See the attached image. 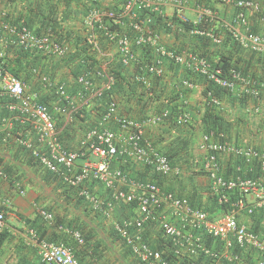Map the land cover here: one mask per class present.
<instances>
[{
    "label": "built area",
    "instance_id": "obj_1",
    "mask_svg": "<svg viewBox=\"0 0 264 264\" xmlns=\"http://www.w3.org/2000/svg\"><path fill=\"white\" fill-rule=\"evenodd\" d=\"M221 1L236 4L240 10L238 19L242 23L245 22L243 10L261 13L259 4L250 0ZM175 2L180 3V0ZM169 3L170 0H124L119 11H108L99 6L90 7L83 19V26L87 31L86 43L90 49L99 52L103 62L76 78V83L80 86L76 94H71L65 84H54L47 75H38V80L33 84L23 82L6 70V53L0 49V145L13 148L15 144L19 151H24L67 187L76 189L78 196L94 212L102 213L107 219L112 217L119 204L133 208L136 215L114 222L113 228L131 255L141 264H177L162 252L152 249L146 233L153 226L158 227L170 240V251L175 256H181L184 250L192 258L203 257L210 261L205 264H221L224 260L226 264H264V238L253 233L238 219L242 211L251 215L257 208H264V183L257 178L225 179L220 174L218 160L221 155H234L242 158L246 164H251L253 159L261 158L258 152L232 146L222 141L223 135L218 137L220 141L213 140V133L203 136L200 149L207 153L204 170L219 203L229 200L230 191H238L242 197L236 204H230V212L212 219L206 212L192 207L188 199L165 192L158 183L131 179L122 170L112 167L117 159L125 164L134 160L149 167L153 174L162 177L177 175L178 169L170 164L169 158L145 134L146 126L166 122L169 111L164 110L143 121H137L119 116L117 105L112 102L98 126L86 132L77 148H69L62 139L63 131L57 124L59 117L65 119L62 122L64 126L69 125L79 109L87 107L93 99L101 97L110 89L115 81L111 71L114 62L120 63L125 69H132V80L146 90L151 89L154 78L163 76L162 65L167 60L228 91L235 92L240 85L242 94L248 97L257 99L264 94V82L255 83L238 72H232L230 77H226L221 70L213 69L208 60L198 53L167 48L161 42L160 33L152 18H142L140 11L150 9L164 15L163 7ZM211 16L210 9L200 8L191 32L220 43L221 40L211 31L199 28L203 20ZM177 17L183 23L189 22L182 10ZM262 22L264 24V17ZM116 25H121L126 32L122 28H116ZM168 25L172 31L175 29V25ZM1 35L7 38L6 46L23 51L61 56L68 48L52 42L48 36L30 31L26 26L0 23ZM233 36L242 47L264 53V37L249 31L244 34L235 31ZM102 40L111 46L107 52L100 47ZM145 47L151 49V55L147 59L139 56L135 50ZM93 75L102 83L95 84ZM41 84L45 86L43 91L40 89ZM185 84L187 87H194L190 82ZM50 91L55 97L47 105L41 101V96ZM209 95L211 96L210 93ZM212 102L218 104L217 99H212ZM190 120L189 113H182L178 115L176 122L182 125ZM109 123L117 125L119 131L108 129ZM261 162L264 165V161ZM0 178L6 179L1 169ZM89 183L102 185L108 192V198H98L88 188ZM17 190L19 194H25L19 184ZM248 195L254 196V206L243 200ZM12 204L9 198L0 203V233L7 229L6 213L13 209ZM41 216L46 223L54 222L51 213L42 211ZM60 231L78 246L86 245L82 231L69 227H60ZM29 236L38 249L41 263L81 264L72 248L65 243L41 239L34 229L29 230ZM211 240L219 242L222 248L216 249L210 244ZM249 256H256L257 259L250 260Z\"/></svg>",
    "mask_w": 264,
    "mask_h": 264
},
{
    "label": "crops",
    "instance_id": "obj_2",
    "mask_svg": "<svg viewBox=\"0 0 264 264\" xmlns=\"http://www.w3.org/2000/svg\"><path fill=\"white\" fill-rule=\"evenodd\" d=\"M55 1L0 0V23L16 24L14 26H20L24 23H36L40 26V21L47 14L56 10V13L60 16L59 19L66 22V24H61L66 34L76 31L80 37L86 38L87 31L82 24L86 12L85 0H63L56 7L54 6ZM98 1L102 8L112 11L120 9L124 3V0ZM250 1L259 4L261 13L257 14L249 9L243 10L245 14L244 23L238 19L240 10L235 3H226L219 0H180V3L170 0V3L163 7L164 15L161 19L153 21L155 28L160 33L161 42L167 48L186 53L194 51L206 55L212 52L210 55L211 61H215L214 56L220 50V44H216L212 38L206 37L207 40H204L201 36L193 34L191 32L192 27H185L184 23L178 19L177 14L182 10L183 15L189 20L188 23L192 26L197 19L198 10L209 8L212 13V16L207 18L211 22L209 31L222 32V36L226 35L227 31L231 32L232 36L235 31L242 34L249 31L264 37V24L262 22L264 0ZM52 6L54 10L51 8ZM174 17L180 21V24H176L180 27H175L177 31L175 29L171 31L166 25ZM35 28L37 31L39 30L38 27ZM122 31L126 32L125 28H122ZM60 33L62 32L60 31ZM222 36L220 37L222 38ZM233 39L244 50L243 55L236 60L239 62L238 66L243 73L247 74L248 77L254 75L256 78L264 80V53L244 48L235 40L234 36ZM76 41V39L72 40L71 38L62 41V44L69 48L65 58L73 54V43ZM207 43L209 47L206 49L203 45H207ZM100 47L107 52L111 46L105 40H102ZM231 47L228 46L229 50L232 49ZM9 48L11 49L8 45L6 46L4 39L0 43V49L5 50L8 58L12 56V53L8 51ZM11 50L14 51V49ZM92 52L95 53L99 59L98 63L101 64L103 58L99 57V52L94 50ZM138 55L141 56V53L138 52ZM51 61H55V64L58 62L60 66L54 69ZM60 61L54 59L42 62L43 66L34 68L32 81L38 75H47L54 84H65L73 92V84H77L76 78L81 75L75 76L78 65L73 66L75 63L68 65L65 59L62 63ZM162 67L164 69L163 76L158 79L154 78L157 85L156 89L158 88L156 93L159 92L156 96L158 98L157 102H150L145 107L143 106L144 102L139 97L128 96L130 98L123 97V100L117 101L118 104H116L117 113L120 116L137 121H143L166 110L169 98L173 96H177L176 103H183L186 106L191 120L182 124L177 131L170 132L169 126L163 125L164 123L157 126L148 125L145 128L146 138L164 155L173 148L177 149L179 147L181 149L179 142L183 139L188 138L190 140L189 153L186 154L187 151L181 149L179 156L176 158L178 164L174 168H177L179 173L169 177L157 175L160 177L158 184L161 188L179 198L188 199L194 207H206L210 196V181L207 174L200 171V167L207 160V153L200 149V145L203 136L206 135L203 119L209 110L222 118L224 129L219 133L210 132L209 134H214L213 140L220 141L218 137L223 135L222 141L228 142L232 146L258 152L261 158L253 159L252 163L253 166L259 168L258 178L264 183V165L261 162L264 161V94L260 98L252 99L243 95L242 86L238 85L232 96H223L216 105L209 104V83L205 78L167 60L163 62ZM131 71L133 70L124 68V72L128 77L132 75ZM93 79L97 85L102 83L94 75ZM26 81L28 82L27 79ZM186 82L192 83L194 87H187ZM146 94L142 98L148 100L152 94L148 90ZM87 111L90 110L87 109ZM61 119L57 120V124L63 131L62 139L64 143L71 149L77 148L84 132L73 125V122L64 126L62 122L65 119ZM107 128L119 131L118 126L112 123H109ZM209 134L207 133V135ZM13 145V148L0 145V169L6 175V179L0 178V203L3 199L10 198L14 207L13 212H9L7 218L6 233H8V236L0 247V264H41L38 249L29 236V230H36L40 238L42 237L41 234H45L43 238L48 241L53 237L62 238L64 236L60 231V227L78 229L87 238L86 245L82 247L76 245L73 239L68 238L77 247L75 252L82 264H139V261L131 255L113 228L114 222L134 217L136 214L133 208L119 204L115 207L112 217L107 219L102 213L94 212L88 204L80 200L81 198L78 196L76 189L67 187L56 176V178L50 176L49 172L34 163L24 151H19L17 146ZM219 159L220 169L223 171L230 166H234L235 161L237 162V159L230 157V155H221ZM238 160L244 163L247 173V169L248 171L251 169L250 165L246 164L241 158H238ZM80 163L82 162L80 161ZM112 167L113 169L122 170L124 174L134 180L152 181L156 176L150 170L145 169L143 164L134 160H129L125 164L117 159ZM18 184L25 191L24 195L19 194ZM88 188L98 198L102 200L108 198V192L102 185L89 183ZM254 201L253 195H248L245 198L246 204L250 206H254ZM42 211L51 213L54 222L46 223L43 221ZM168 215L171 216V213ZM238 219L253 233L264 238V208H257L254 215H248L245 211H242L239 213ZM146 234H148L147 239L151 240L152 243H156L163 232L158 227L153 226ZM213 243L211 240L210 244ZM215 246L217 249L222 248L219 242H215ZM172 256L179 264L185 263V260L190 262L195 260L196 264L210 262L203 257H200L201 259L192 258L184 250L181 256L172 254L170 257ZM249 259L255 260L257 257L249 256ZM221 264H226V261H222Z\"/></svg>",
    "mask_w": 264,
    "mask_h": 264
},
{
    "label": "trees",
    "instance_id": "obj_3",
    "mask_svg": "<svg viewBox=\"0 0 264 264\" xmlns=\"http://www.w3.org/2000/svg\"><path fill=\"white\" fill-rule=\"evenodd\" d=\"M56 1L54 2L55 7L57 6V4H60L63 0H56ZM85 2H86L85 14L87 13V11L90 7H96V6L101 7L99 1L94 2V1H90V0H85ZM51 8L53 9V6ZM119 10L120 9L113 10V11H119ZM108 11H112V10H108ZM140 16L142 18H145L148 16V17L152 18V20L156 21V20H160L163 15H160L157 12H153L152 10L147 9V10L140 11ZM59 18H60L59 14H57L56 10H54V11L50 12L49 14H47L42 21H40V23H39L40 26L36 25V23L35 24L34 23L25 24L24 23L23 25H20V26H26L30 31H33L34 33H36L38 35L49 36V37L53 38L56 42H60V43H62V41H65V39H70V38L72 40L76 39L77 41L75 43H73V54L67 58H64L65 62L68 63V65H72L74 63L75 64L73 66L78 65V67H77L78 69L75 72L76 77L79 74H83V73H86L87 71L92 70L96 65L99 66L100 65L98 63L99 59L97 58L95 53L92 52L90 47L87 45L86 38L83 36L80 37L79 34L76 33V31L69 33V34H66L65 29H62V27H61L62 26L61 24H66V22L59 19ZM4 23H8V22H4ZM168 24L176 25V24H180V21H178L177 18L174 17L173 19L169 20L166 23L167 28L169 26ZM14 25H16V24H14ZM177 26H179V25H176L175 27H177ZM184 26L185 27L187 26V28H190L191 24L184 23ZM210 26H211V22L209 20H207V18H206L200 24L199 28L202 31H209ZM35 27H38L39 30L37 31V29ZM116 28H122V26L116 25ZM168 29H170L172 31L171 28H168ZM168 29H166V30H168ZM44 31H46V32L43 33ZM60 31L62 33H60ZM212 33L215 37H217L221 40L220 43H216V44L221 45V46L219 45L220 50L214 56L216 60L211 61L212 59H211L210 55L212 52L208 53L207 55L206 54H200V53L199 54H200V56H202L208 60V62L211 64V67L213 69L221 70L223 72V75L226 77H230L232 72H238L242 76L251 79L255 83L264 82L263 79H258L254 75L248 77V75L243 73L242 69L238 66L239 62H237L236 60H237V58L239 59V57L241 55H243L244 50L234 41L231 32L227 31L226 35H224V36H222V32L218 33L217 31H215ZM220 36H222V38ZM201 37L204 40H207V39H205L207 36L202 35ZM3 38L5 39V35L0 36V43L3 42V40H4ZM5 40H7V38ZM216 44H214V45H216ZM229 45H230V47L232 46L231 50H229V48H228ZM203 46L206 47V49H207V47H209L208 43H207V45L205 44ZM216 46H218V45H216ZM11 49H14V51H12ZM11 49L10 48L8 49L9 53H12V56H9V58L6 57L7 58V60L5 61L6 65H7L6 69L9 70L14 76H16L17 78H19L21 80L26 81V79H27L28 84H31L33 82L32 81V78H33L32 72H33L34 68L43 66L42 62L48 61V57H45L44 55L38 54V53L33 52V51H23V50H20L18 48L15 49L14 47H11ZM135 50L137 52H140L141 56L145 59L149 58L151 55V49H149L147 47H145L143 49L142 48H136ZM193 53H196V52L193 51ZM64 59H62L60 61V63H62L64 61ZM51 63H52V66L54 67V69H57L60 66L58 62H57V64H55V61H51ZM73 66H71V67H73ZM111 71L115 77V81H114L113 86H111L110 89L106 90L101 95V97L93 99L87 107H83V108L79 109L78 112L76 114H74V119H73L74 124L73 125L77 126L79 130L83 131L84 136L88 130L93 129L96 126H98L100 119L102 118L104 113L107 111L109 104L112 102L118 104L119 101L123 100V97L124 98L125 97L130 98L128 96H136V97H139V99L144 102L143 106L146 107V105L149 104L150 102H157V100H158V98L156 96L159 92L156 93V90L158 91V88L156 89L157 85H156L155 79L153 80V83H152L153 87H151V89L148 90L149 93L152 94V96L148 100H145L142 97H143V95H147L146 94L147 90L144 87H142L140 84H138L137 82L133 81L132 75L130 77H128L125 74L124 68L121 66L120 63L114 62L113 68ZM207 83H209L208 92L211 94V96L209 95V97H210L209 98V104H214L211 99L221 100V98L223 96L230 97L233 95L232 91H228L227 89H223L220 86L216 85L215 83H211L208 81H207ZM44 87L45 86L43 84L42 86H40V89L42 90V89H44ZM79 90H80V86H78L77 84L74 83L73 84V92L71 94H74V93L76 94ZM153 91H154V94H153ZM160 92H163V91H160ZM52 97H55V95L52 94L50 91L49 94H43L41 96V101L43 103H46L47 105H50L51 104L50 101L52 99H54ZM176 99H177V96L170 97L169 103L166 107V110L169 111L170 115H169L168 120L166 122H164L163 125L169 126L170 132L177 131L181 127V124H178L176 122L178 115L182 114V113H189L187 111L186 106L183 103H176L175 102ZM252 99H256V98H252ZM214 105H216V104H214ZM87 109H89L90 111H87ZM59 119H60V117H59ZM203 125H204L203 126L204 130L206 132L205 134H207V133L209 134L210 132L219 133L221 131H224V129L222 127V118L218 115L213 114V112H211L210 110L206 114V117L203 119ZM179 144H180L179 145L180 148L183 151H187L186 154H188L189 153L188 151H190V148H189L190 140L188 138L183 139V141L179 142ZM181 149H179V147H177V149L173 148L170 151L165 153V155L169 158L170 164L173 167L177 166V164H178V159H176V158L179 156ZM230 157L237 159V162L235 161V165L230 166L227 170L223 171L220 169V174L225 179H237V178H241V179H253V178L255 179V178H257V179H259L258 178L259 173H260L259 168L253 166L254 164L252 162H251V164H248V165H250L249 167L251 169L249 171L247 169V173H246V168L244 167V163L241 160H238L239 157H236L234 155H230ZM219 158H220V156H219ZM219 158H218V160L220 163ZM205 163H206V161H205ZM205 163L200 167V171L203 174H207L204 170ZM237 168H238V170H237ZM145 169H147L148 171L149 170L151 171V169L149 167L145 166ZM48 174L50 176L52 175L53 177H55L54 174H51V173H48ZM152 181L159 183L160 177L156 175V176H154ZM228 197H229V200L226 203H219L217 195H215V193L210 188V196H209L206 207L200 206L198 208H201L203 211H205L210 216V218L216 219V218L221 217L224 214L230 212V210L232 208L230 206V204H236L242 198L238 191L228 192ZM80 200H83V199L81 198ZM41 235H42L41 239H45V238H43L45 236V234L44 235L41 234ZM7 236H8V233H6V231L0 233V247L2 246L3 242L6 240ZM146 237L148 238V234H146ZM68 238H69L68 236L64 235L62 238L53 237L51 240H48V241L55 242V243H60V242L65 243L67 246L72 248L74 255L80 261V259L77 256L78 254H76V252H75V250H77V247L75 246V244L72 241L68 240ZM69 239H71V238H69ZM147 241L151 244V247L153 250L162 252L166 257L168 256L169 258H171V260H170L171 262H176L177 264H179V262L173 256L170 257L172 255V253L170 251V248H171L170 247L171 246L170 240L164 234L163 235L161 234L158 237V242H156V243H152V241L149 239H147ZM213 245L215 246V243H213ZM216 249H217V247H216ZM80 263H81V261H80ZM194 263L196 264L195 260L193 262L185 260V263H181V264H194ZM41 264H43V263H41Z\"/></svg>",
    "mask_w": 264,
    "mask_h": 264
},
{
    "label": "clouds",
    "instance_id": "obj_4",
    "mask_svg": "<svg viewBox=\"0 0 264 264\" xmlns=\"http://www.w3.org/2000/svg\"><path fill=\"white\" fill-rule=\"evenodd\" d=\"M219 1H221V0H219ZM237 1V0H236ZM222 2V1H221ZM209 9V8H208ZM84 19V18H83ZM188 23V22H187ZM82 24H83V21H82ZM192 27V26H191ZM41 36H46V35H41ZM49 37V36H48ZM50 39L52 40V42H54V43H56V41L53 39V38H51L50 37ZM57 43H59V44H62V43H60V42H57ZM62 45H64V44H62ZM64 46H66V45H64ZM10 47H13V46H10ZM16 49V48H15ZM68 52H69V48H67V52L65 53V54H63V55H55V54H49V53H42V52H36V53H38V54H41V55H44L45 57H48V60H54V59H59V60H62V59H64L65 57H66V55L68 54ZM6 53V52H5ZM6 57H7V54L5 55ZM8 58V57H7ZM7 58H5V61L7 60ZM6 63H5V68H6ZM7 70V69H6ZM8 72H10L9 70H7ZM11 73V72H10ZM12 74V73H11ZM13 75V74H12ZM14 76V75H13ZM16 77V76H15ZM19 79V78H18ZM37 79H38V77L34 80L35 82L37 81ZM21 80V79H20ZM23 82H25V83H27L28 84V82L27 81H24V80H22ZM34 81L31 83V84H33L34 83ZM52 81V80H51ZM45 89V88H44ZM43 89V90H44ZM209 95V94H208ZM218 103H219V100H218ZM89 131V130H88ZM34 163H36V164H38L37 163V161H35L33 158H31V157H29ZM50 173V172H49ZM52 174V173H51ZM57 177V176H56ZM211 188V187H210ZM245 198H246V196L245 197H243V200L245 201ZM5 199H7V198H5ZM10 199V198H9ZM4 200V199H3ZM2 200V201H3ZM1 201V202H2ZM12 201V200H11ZM12 203H13V201H12ZM190 203V202H189ZM191 205V204H190ZM192 206V205H191ZM12 207H13V204H12ZM192 207H194V206H192ZM194 208H198V207H194ZM198 209H201V208H198ZM13 210H14V207H13V209H11V210H9L7 213H6V220H7V218H8V215H9V212H13ZM202 210V209H201ZM203 211V210H202ZM205 212V211H204ZM227 214V213H226ZM255 214V212L253 213V214H251V215H254ZM8 223V222H7ZM6 231H7V229H6Z\"/></svg>",
    "mask_w": 264,
    "mask_h": 264
}]
</instances>
